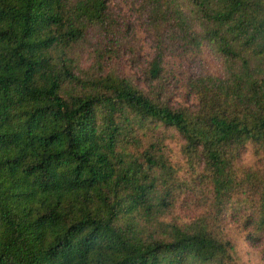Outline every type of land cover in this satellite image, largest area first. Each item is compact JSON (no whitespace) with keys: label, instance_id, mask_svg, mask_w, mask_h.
Instances as JSON below:
<instances>
[{"label":"trees","instance_id":"1","mask_svg":"<svg viewBox=\"0 0 264 264\" xmlns=\"http://www.w3.org/2000/svg\"><path fill=\"white\" fill-rule=\"evenodd\" d=\"M89 30L101 70L145 31L134 79L80 75ZM182 67L188 104L172 102ZM158 129L180 137L184 173ZM182 191L196 216L154 222ZM227 222L264 247V0H0V264H238Z\"/></svg>","mask_w":264,"mask_h":264},{"label":"rangeland","instance_id":"2","mask_svg":"<svg viewBox=\"0 0 264 264\" xmlns=\"http://www.w3.org/2000/svg\"><path fill=\"white\" fill-rule=\"evenodd\" d=\"M134 39L138 41H125L118 53L113 52L115 49H112L113 54L108 52L107 56L103 59V70H101L96 68L94 57L96 56V49L103 46L104 42L101 41V36L97 32L89 30V33L84 36L83 40L79 41L71 50L70 57L73 60L72 64L77 71L82 73H80L82 76L84 74H97L99 71L105 73L107 70L113 69V71L117 72L119 75L131 76L134 79L136 72L137 74L139 73L137 68L142 66V63L144 62V52L148 51L150 48V39L145 36V31L142 32L141 30H138ZM139 43L142 46L140 54L137 57L131 56V49L134 46L136 47ZM199 57L204 71L215 74H219L220 71L222 72V60H219L215 53L208 47H202ZM187 61H190V57L187 58ZM180 71L181 72L176 77V91L173 96H177V93L179 94L177 100H172V102L176 103L184 100V102H187L188 104L192 101V97L189 99L182 97V95H186L184 93H187L184 82V67H182ZM153 135L157 140L160 139L159 142L162 144L161 147L163 148L164 155L168 162L178 171V173H184L187 163L180 153V137L174 131L163 129L155 130ZM137 137L143 141L142 136ZM251 151V146L246 144L244 150L241 151L236 160L237 165L241 167L253 165L254 159L251 155ZM176 199L177 201L174 204L162 209V211L156 216L157 220H154V222H158V224L163 227L169 224L183 225L196 216L197 212L195 208L197 207L195 205V200L189 192H180ZM223 229L225 236L231 240L234 246L232 251L234 261L238 264H264L263 242L256 240L251 242L245 240L243 233L233 222L225 223Z\"/></svg>","mask_w":264,"mask_h":264}]
</instances>
